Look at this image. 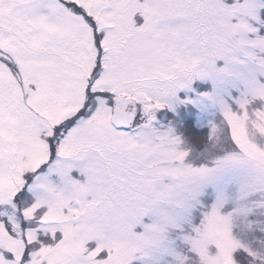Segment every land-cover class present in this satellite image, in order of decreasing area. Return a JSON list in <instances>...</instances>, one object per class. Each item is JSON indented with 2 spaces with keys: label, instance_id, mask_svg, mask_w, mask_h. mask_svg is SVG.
Segmentation results:
<instances>
[{
  "label": "snow or ice",
  "instance_id": "snow-or-ice-1",
  "mask_svg": "<svg viewBox=\"0 0 264 264\" xmlns=\"http://www.w3.org/2000/svg\"><path fill=\"white\" fill-rule=\"evenodd\" d=\"M0 264H264V0H0Z\"/></svg>",
  "mask_w": 264,
  "mask_h": 264
}]
</instances>
